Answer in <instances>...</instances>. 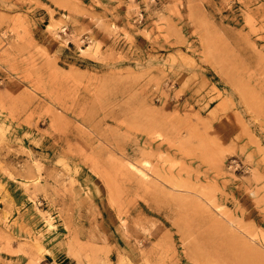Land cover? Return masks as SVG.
Wrapping results in <instances>:
<instances>
[{
    "label": "rangeland",
    "instance_id": "374dc122",
    "mask_svg": "<svg viewBox=\"0 0 264 264\" xmlns=\"http://www.w3.org/2000/svg\"><path fill=\"white\" fill-rule=\"evenodd\" d=\"M0 264H264V0H0Z\"/></svg>",
    "mask_w": 264,
    "mask_h": 264
}]
</instances>
